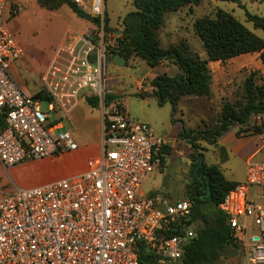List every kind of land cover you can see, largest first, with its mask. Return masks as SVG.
<instances>
[{
    "label": "built area",
    "instance_id": "obj_1",
    "mask_svg": "<svg viewBox=\"0 0 264 264\" xmlns=\"http://www.w3.org/2000/svg\"><path fill=\"white\" fill-rule=\"evenodd\" d=\"M9 1L0 0V163L10 170L78 149L63 120L83 93L97 97L102 149L77 174L0 196V264H140L143 250L155 264H184L197 229L170 230L190 215V200L140 193L162 162L165 140L149 123L132 119L119 99L108 102V46L117 39L108 40L105 0H89L94 31H70L54 48L40 75L41 97L12 77L25 51L4 19L6 10L17 13ZM253 188L264 190V159L246 161L245 179L219 206L243 242L247 264H264V203L253 200Z\"/></svg>",
    "mask_w": 264,
    "mask_h": 264
},
{
    "label": "rangeland",
    "instance_id": "obj_2",
    "mask_svg": "<svg viewBox=\"0 0 264 264\" xmlns=\"http://www.w3.org/2000/svg\"><path fill=\"white\" fill-rule=\"evenodd\" d=\"M17 1L20 4L14 6L17 8L18 15L14 12V17L8 20L9 12L8 10L4 12L8 27L25 51L24 61L18 64L21 78L17 81L31 91H37L42 86L41 72L62 36L69 27L79 29L80 26L76 22L78 14L66 4L58 9L50 10L43 7L38 0H10L9 2L16 3ZM107 4L113 25L118 22V19L135 9L132 0H107ZM219 8L233 13L248 28L264 39V30L256 28L246 16V12L264 15V0H201L199 4L192 5V7L187 5L176 12L165 14V22L158 31L162 46L168 47L181 40H186L192 52H197L202 58H207L206 50L195 31L194 23L199 17L214 16ZM113 25L108 31L112 34L108 40L120 34L115 33L116 27ZM119 26L122 28L121 20ZM210 64L213 74L212 94L202 97L184 96L173 113L170 102L160 104L158 97L152 93L151 79L163 72L174 74L179 70L177 65H174L171 60H163L157 66L150 67L145 60L137 56L131 58L128 63L125 62L124 65H118L109 56L108 85L111 92L117 96L116 99L123 100L132 119L149 123L154 132L163 136L165 144L171 147L170 153L166 154L165 161L145 177L142 184L145 194L158 195L170 200L186 198L192 148L185 139L180 137V131L184 127L202 129L205 123L213 125L217 121L224 101L241 98L245 79L250 73L255 72L258 82H264V65L257 52L230 58L222 62L221 67L214 65L213 62ZM42 101L41 106L46 109L47 104L44 100ZM259 120L260 118L253 116L250 124L260 125L263 129ZM63 123L65 129L71 131L79 148L49 158L25 160L10 170L0 164V193H8L17 186H34L56 178L70 176L80 171L83 159L86 160L101 153V141L97 137L100 126L98 107L94 109L81 103L72 114L64 118ZM238 128L239 124H234L229 130L232 132ZM261 137H264V134ZM200 145L207 147L206 141L200 142ZM200 151L205 153L207 150L200 149ZM216 155V152L209 151L208 154L206 153V160L213 162ZM244 157L242 150L232 151L230 154V162L240 174L245 169L246 157ZM261 159H264V150L254 157V160ZM220 165L225 168V165ZM260 192L264 194L262 188H253L252 198L256 203H264V197L257 196ZM201 224L198 220L192 226L197 228ZM217 264H247L245 247L239 237H237L236 245H230Z\"/></svg>",
    "mask_w": 264,
    "mask_h": 264
},
{
    "label": "trees",
    "instance_id": "obj_3",
    "mask_svg": "<svg viewBox=\"0 0 264 264\" xmlns=\"http://www.w3.org/2000/svg\"><path fill=\"white\" fill-rule=\"evenodd\" d=\"M201 0H132L134 10L128 12L121 20L122 32L115 35L117 46H108L110 58L119 53L126 63L134 56L145 60L150 67L157 66L163 60H171L178 67L174 74L159 73L151 79L153 94L158 102H170L173 113L184 96H210L213 91V74L210 61L226 60L245 54L258 52L264 63V39L248 28L233 13L217 9L214 16L199 17L195 23V31L206 50L207 58L192 52L186 40L164 47L158 35L165 22L167 12H176L184 6L197 5ZM45 8L55 10L68 5L79 16L84 17L85 10L75 0H38ZM247 19L256 28L264 30V15L246 12ZM92 21L97 18L92 16ZM106 28L111 30L106 16ZM37 94L41 97V91ZM144 95V94H142ZM113 93L108 94V102L116 99ZM87 103L98 107L97 97L86 94ZM264 115V82H258L257 74L250 73L245 79L241 98L222 103L217 121L204 128H183L179 135L190 144L191 165L187 199L191 202V213L182 219L171 234H181L201 221L197 227V236L192 238L185 248L184 264H217L222 254L230 245H236L237 237L230 226L227 215L219 206L225 194L238 182L228 179L221 167L207 163L200 142L214 144L232 125L239 124L237 135L248 132H262V126L251 125L253 116ZM263 125V124H262ZM171 147L164 144L159 150L162 162ZM140 264H155L153 253L143 250Z\"/></svg>",
    "mask_w": 264,
    "mask_h": 264
},
{
    "label": "crops",
    "instance_id": "obj_4",
    "mask_svg": "<svg viewBox=\"0 0 264 264\" xmlns=\"http://www.w3.org/2000/svg\"><path fill=\"white\" fill-rule=\"evenodd\" d=\"M12 4L13 5L20 4V2L17 1L16 3L14 2ZM81 7L85 10V12L91 14L90 1L89 0H86V3L83 6H81ZM105 9H106V16L109 19V25L111 26L113 24L111 22V17H110L109 11H108L107 0H105ZM17 15H15V16H17ZM9 16L10 17H8V20H10L11 17H14L13 15H9ZM76 17H77L76 18V22L80 26L79 29L78 28L76 29L74 27H69L68 31H66V33L62 36V38L58 42V44L65 40V38L67 37V34L70 31H76V32H79V33H85V32L89 33V32L94 31V29L96 27V23L94 21H92V17L90 19H87L86 17L78 16V15H76ZM122 18L123 17L118 19V22L115 25H113V26L116 27L115 28V33L116 34L117 33L121 34V32H118V30L122 29L121 26H119L120 20H122ZM249 54H251V53H246V54H242V55H249ZM23 58L24 57H22L19 61H17L16 64H14L12 66L11 73H12L13 79L17 82V84L21 88L28 89L26 86H23L20 82L17 81V80H19L21 78V75H20L19 69H18V64H19V62L24 61ZM210 62H213L214 65H217L219 67L222 66V64H221L222 62L221 61H210ZM210 62H209V65L211 66ZM262 64L264 65L263 62H262ZM28 90L31 91L30 89H28ZM31 92H36V90L35 91H31ZM85 96H86V94L83 93L82 96L79 99V102H78L77 106H80L81 103H84V104L90 106L87 103V101L85 99ZM120 101L123 103V100H120ZM74 109H73V111H74ZM73 111L71 112V114L73 113ZM256 117L260 118V120L258 122L263 124L262 132H248V133H244V134H241V135H237V130H234L232 132L229 130L230 132L228 131V134L225 133L224 135H222L217 140L216 143L207 144V149H206L207 151L204 153L205 160H206V153L208 154L209 151L216 152L217 155L215 156V158H213V160H214L213 162H208L207 160L206 161H207V163H210V164L219 165L221 167V169L223 170L225 176L228 179L235 180L237 182L243 181L245 179V177H246V161L248 159H250V158L254 159L255 156H257L258 154H260L264 150V137H261V135L264 134V115H258ZM101 129H102V116H101V112H100V126H99L98 131H97V137L100 139V141H101ZM240 150H242V156L246 157V158L244 157L245 158V169H244V172L242 174H240L237 171V169L233 166V164L230 162V154H231V152L232 151L236 152V151H240ZM220 153H222V155ZM76 157H78V156H76ZM86 161H87V159L86 160L83 159V163H82V165L80 167V171H78L76 173H73L72 175L83 171L86 168ZM220 164H223V166L225 165V168H223L222 165H220ZM226 169H227V171H226ZM50 181H52V180H50ZM47 182H49V181H47ZM44 183H46V182H44ZM142 184H143V182H142ZM252 192H253V189L251 190V197H252ZM140 193H142L143 195H148V194H145L143 192L142 185H141ZM2 195L3 194L0 193V196H2Z\"/></svg>",
    "mask_w": 264,
    "mask_h": 264
},
{
    "label": "water",
    "instance_id": "obj_5",
    "mask_svg": "<svg viewBox=\"0 0 264 264\" xmlns=\"http://www.w3.org/2000/svg\"><path fill=\"white\" fill-rule=\"evenodd\" d=\"M84 17H86L87 19H90L92 17V15L90 13L85 12ZM118 32H122V29L118 30ZM113 61L118 65H124L125 64L124 58L119 53H116L113 55ZM35 99H36V97H35Z\"/></svg>",
    "mask_w": 264,
    "mask_h": 264
}]
</instances>
